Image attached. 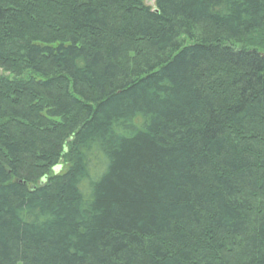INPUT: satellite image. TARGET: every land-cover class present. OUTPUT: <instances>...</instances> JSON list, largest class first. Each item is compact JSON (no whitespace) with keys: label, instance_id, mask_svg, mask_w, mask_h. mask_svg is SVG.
<instances>
[{"label":"trees","instance_id":"trees-1","mask_svg":"<svg viewBox=\"0 0 264 264\" xmlns=\"http://www.w3.org/2000/svg\"><path fill=\"white\" fill-rule=\"evenodd\" d=\"M0 264H264V0H0Z\"/></svg>","mask_w":264,"mask_h":264},{"label":"rangeland","instance_id":"rangeland-1","mask_svg":"<svg viewBox=\"0 0 264 264\" xmlns=\"http://www.w3.org/2000/svg\"><path fill=\"white\" fill-rule=\"evenodd\" d=\"M146 6L155 9V0H144ZM64 168V167H63ZM62 168V170H63Z\"/></svg>","mask_w":264,"mask_h":264}]
</instances>
